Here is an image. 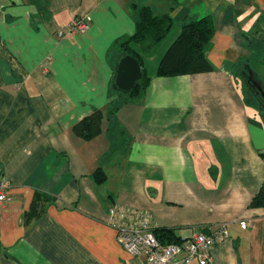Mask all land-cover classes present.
<instances>
[{
  "label": "crops",
  "instance_id": "obj_1",
  "mask_svg": "<svg viewBox=\"0 0 264 264\" xmlns=\"http://www.w3.org/2000/svg\"><path fill=\"white\" fill-rule=\"evenodd\" d=\"M135 2L0 0V167L9 186L0 264H145L108 224L114 205L148 210L183 239L225 225L213 263L264 264V208L250 207L264 183V0H145L174 26L143 56L146 93L116 113L128 132L127 150L117 152L107 51L134 33ZM83 16L89 26L68 34ZM187 16L214 22L204 49L212 69L159 76ZM242 62L257 95L237 71ZM97 109L102 130L86 140L74 126ZM36 200L43 211L27 222Z\"/></svg>",
  "mask_w": 264,
  "mask_h": 264
},
{
  "label": "trees",
  "instance_id": "obj_2",
  "mask_svg": "<svg viewBox=\"0 0 264 264\" xmlns=\"http://www.w3.org/2000/svg\"><path fill=\"white\" fill-rule=\"evenodd\" d=\"M142 1L141 4L135 2L131 5L132 16L135 22V31L132 35H124L115 39L108 48L107 59L110 62L114 72L116 71L117 60L124 52L135 56L142 66L143 76L137 81L135 86L129 92L116 90L110 84L108 95L112 99L113 95L118 99L110 101L109 115L110 126L108 129L109 137L112 140V151L125 152L128 148V132L124 125L116 117L120 107L130 101L141 98L146 93L150 85V77L145 67H143V56L151 54L156 45L162 41L174 26V19L170 13L156 14L150 5ZM181 32L175 42L169 47L162 57L157 74L159 76H176L185 74H194L208 72L212 69L207 60L204 49L211 41L215 33L214 22L211 17L187 16L180 22ZM137 46V48L135 47ZM243 62L238 65V72L242 74L247 83L249 91L256 86L251 82L255 74L250 77L243 70ZM260 94V95H259ZM259 107L264 108V97L261 92L258 93ZM110 99V100H111ZM103 112L95 110L92 114L84 117L75 126L74 130L84 139L89 140L98 135L102 130ZM264 157V152L262 153ZM94 177L98 183H103L106 174L102 168L95 171ZM250 207L264 208V183L257 191L250 202ZM43 211V205L36 200L30 211L25 214L27 222L31 221L37 214ZM155 234L164 244L181 243L183 239L178 236L173 228L156 227Z\"/></svg>",
  "mask_w": 264,
  "mask_h": 264
},
{
  "label": "built area",
  "instance_id": "obj_3",
  "mask_svg": "<svg viewBox=\"0 0 264 264\" xmlns=\"http://www.w3.org/2000/svg\"><path fill=\"white\" fill-rule=\"evenodd\" d=\"M87 16L76 18L66 26L68 34L85 30L90 24ZM65 36L63 31L59 32ZM8 178L0 167V210L8 200ZM107 222L117 231L120 244L129 252L146 258L145 264H214L215 245L228 237L225 225L212 232H196L181 243L164 244L155 234L150 211L133 206L114 205L109 208Z\"/></svg>",
  "mask_w": 264,
  "mask_h": 264
},
{
  "label": "water",
  "instance_id": "obj_4",
  "mask_svg": "<svg viewBox=\"0 0 264 264\" xmlns=\"http://www.w3.org/2000/svg\"><path fill=\"white\" fill-rule=\"evenodd\" d=\"M143 76V71L138 59L130 53L124 52L117 61L116 73L113 79V87L122 92H129ZM262 96L264 90L258 86Z\"/></svg>",
  "mask_w": 264,
  "mask_h": 264
},
{
  "label": "rangeland",
  "instance_id": "obj_5",
  "mask_svg": "<svg viewBox=\"0 0 264 264\" xmlns=\"http://www.w3.org/2000/svg\"><path fill=\"white\" fill-rule=\"evenodd\" d=\"M251 96V99H252V101H254L255 100V98L252 96V95H250Z\"/></svg>",
  "mask_w": 264,
  "mask_h": 264
},
{
  "label": "bare ground",
  "instance_id": "obj_6",
  "mask_svg": "<svg viewBox=\"0 0 264 264\" xmlns=\"http://www.w3.org/2000/svg\"><path fill=\"white\" fill-rule=\"evenodd\" d=\"M79 18V17H78ZM118 61V60H117ZM117 66V65H116ZM142 67V66H141Z\"/></svg>",
  "mask_w": 264,
  "mask_h": 264
}]
</instances>
